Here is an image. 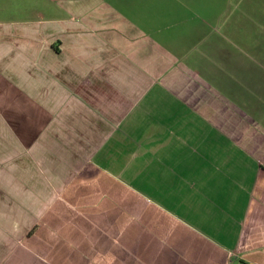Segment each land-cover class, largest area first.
<instances>
[{
	"label": "crops",
	"instance_id": "obj_1",
	"mask_svg": "<svg viewBox=\"0 0 264 264\" xmlns=\"http://www.w3.org/2000/svg\"><path fill=\"white\" fill-rule=\"evenodd\" d=\"M248 1L48 0L0 19V264H74L73 211L116 218L97 249L114 264H264Z\"/></svg>",
	"mask_w": 264,
	"mask_h": 264
},
{
	"label": "rangeland",
	"instance_id": "obj_2",
	"mask_svg": "<svg viewBox=\"0 0 264 264\" xmlns=\"http://www.w3.org/2000/svg\"><path fill=\"white\" fill-rule=\"evenodd\" d=\"M48 0H0V19L2 20H10V19H20L24 16H29L32 14H36L39 9L45 8L46 13L48 11ZM249 17L243 23L244 28L246 26L249 31H247L248 39L250 45L253 46L254 42L253 39H257L259 45L264 44V0H249L247 2ZM22 16V17H21ZM256 45V44H255ZM63 214V213H62ZM60 214L61 219L63 221L69 222L68 227L66 230L73 229V235L71 234V247L70 249L72 257V263L80 264V258L82 254V248L80 247V235L81 230V222L85 220V226H88V236H94V240L91 239L93 242V247L90 249L88 253V257L90 258L91 264L94 262L98 264H114V259L112 260V256L108 257H101V254L98 252V241L100 239H107L105 240V244L111 242L115 239L116 236L121 237L122 234H119V229H114L113 226L117 225L116 218L113 216H107L103 213L101 214L105 220V222H100L96 218V213L94 212H76L73 211L72 213L67 212V217L69 220H66L65 217H62ZM130 219V218H129ZM96 228V229H95ZM122 228V227H121ZM77 230L78 233L74 236V232ZM65 230H63L64 232ZM52 232V231H51ZM58 232V231H57ZM55 236V232L53 234ZM87 235H85L84 240H87ZM117 237V238H118ZM121 240V239H120ZM78 246V247H77ZM84 255L86 256V248L84 247ZM122 254L125 253L126 256L129 255V251L127 248L121 250ZM108 255V254H107ZM124 255V256H125ZM110 259V260H107ZM124 259V258H123Z\"/></svg>",
	"mask_w": 264,
	"mask_h": 264
}]
</instances>
